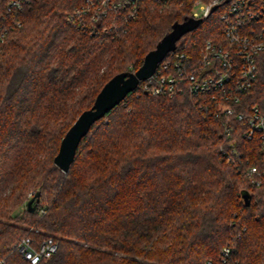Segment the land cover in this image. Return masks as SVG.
Segmentation results:
<instances>
[{
    "label": "trees",
    "instance_id": "16d2710c",
    "mask_svg": "<svg viewBox=\"0 0 264 264\" xmlns=\"http://www.w3.org/2000/svg\"><path fill=\"white\" fill-rule=\"evenodd\" d=\"M10 2L0 0V261L32 264L14 247L31 235L58 243L38 264H264V145L245 135L249 115L229 122L189 89L142 83L94 123L67 173L54 162L104 84L137 70L195 0H142L137 17L101 23L110 33L67 21L84 0ZM222 32L212 12L176 50L199 55ZM242 105L264 112V50Z\"/></svg>",
    "mask_w": 264,
    "mask_h": 264
},
{
    "label": "built area",
    "instance_id": "2783aa9c",
    "mask_svg": "<svg viewBox=\"0 0 264 264\" xmlns=\"http://www.w3.org/2000/svg\"><path fill=\"white\" fill-rule=\"evenodd\" d=\"M29 1L11 0L10 8L22 10ZM198 5L201 11L194 9L192 15L196 18L207 17L215 5L217 9L224 8L222 39H207L199 55L175 48L168 53V60L160 62L153 75L142 80L139 86L143 83L148 91L170 96L189 89L207 110L224 116L229 122L249 115L245 135L252 138L259 133L264 145V112L257 105L252 106L248 114L242 110L243 94L258 77V56L264 50V0H211L200 1ZM141 7L142 0H84L68 14L67 21L91 33H97L100 26V32L110 33L113 26L101 23H106L113 12L123 13L128 21L139 15ZM6 34L7 29L0 31V41ZM231 128L229 126L228 130ZM257 171L254 166L249 174ZM253 181H256L254 176ZM14 247L25 260L38 264L53 256L58 243L52 236L36 239L29 235L18 240ZM230 254L231 247H225L223 260ZM0 264L6 263L1 260Z\"/></svg>",
    "mask_w": 264,
    "mask_h": 264
},
{
    "label": "water",
    "instance_id": "95a60500",
    "mask_svg": "<svg viewBox=\"0 0 264 264\" xmlns=\"http://www.w3.org/2000/svg\"><path fill=\"white\" fill-rule=\"evenodd\" d=\"M213 6L211 12L217 9ZM205 17H189L185 21H176L173 28L150 50L144 58L143 64L135 71H123L108 80L97 94L92 107L85 109L68 129L62 138L59 151L55 156V164L64 172H68L75 160L78 147L94 123L102 118L111 109L117 106L126 96L137 89L140 82L149 78L156 71L168 53L177 46V41L186 33L198 29ZM33 200L28 202L32 205ZM247 204L249 200L247 199ZM33 210V207H31Z\"/></svg>",
    "mask_w": 264,
    "mask_h": 264
},
{
    "label": "rangeland",
    "instance_id": "374dc122",
    "mask_svg": "<svg viewBox=\"0 0 264 264\" xmlns=\"http://www.w3.org/2000/svg\"><path fill=\"white\" fill-rule=\"evenodd\" d=\"M200 1L203 2L202 0H195V2H194V6H193V11H194V9L197 10V11H201V10H200V7H199V5H198V3H199ZM197 5H198V6H197ZM223 10H224V8H221V7H220L219 9L213 11V13H216L217 16H218V17L220 16V19H221V14H222Z\"/></svg>",
    "mask_w": 264,
    "mask_h": 264
}]
</instances>
